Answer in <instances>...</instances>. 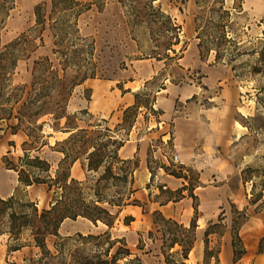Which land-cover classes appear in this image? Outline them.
<instances>
[{"label": "rangeland", "instance_id": "rangeland-1", "mask_svg": "<svg viewBox=\"0 0 264 264\" xmlns=\"http://www.w3.org/2000/svg\"><path fill=\"white\" fill-rule=\"evenodd\" d=\"M39 1L14 0L13 8L0 31L2 43L34 25V6ZM80 1L87 4V9L79 15L78 26L82 35L94 39L97 73L94 78L74 86L66 105V117L57 121L53 120L51 114H47L38 119V123L44 121L41 133L52 134L48 139L49 144L41 149L40 155L51 163L52 170L56 168L61 155L53 151L51 146H57L55 142L67 136V132L56 129L66 124L89 128H95V125L99 124L98 129L104 131L107 127L110 129L107 133L114 134L115 125L121 122L123 110L127 107L119 99L125 93L131 94L133 101L135 93H138L142 103L143 101L148 103L155 98L158 105H171L169 115L188 116L195 123V144L190 153L197 158L198 167L186 164L192 166L187 173L195 177L194 169L202 171L203 185L196 189L200 219L197 221L196 241L189 253L187 264H263L264 250L262 254H258L257 248L260 239L264 237V222L263 219L261 222L259 220L264 211H260L259 215L257 210L264 209L262 207L264 191L262 199L255 204L249 203L264 184V76L251 72L258 58V54L252 52L264 44V18L257 17L261 11L259 10L253 17V11L243 8V0L242 10L238 6L239 0ZM256 1L264 5V0ZM173 2L181 12L188 11L195 28L201 25L203 31L213 32L212 23L227 19L228 35L242 43L239 49L241 53L236 54L230 63L228 57H225L224 61L215 62L214 52L201 59L195 30L191 35H180L181 25L176 24L167 12L168 5ZM224 9L229 11V16L221 18L219 15ZM169 21L179 26V43L173 46L175 50L178 52L184 44L186 46L187 56L182 62H179L178 55L172 51H168L170 59L163 58L157 61L158 59L154 57L157 52L163 54L162 43L167 42L176 33V30L168 29L171 25ZM43 38L44 44H41L37 37L35 39L37 48L28 57L19 60L13 75L15 83L30 80L29 68L33 60L43 55L53 58L52 38L48 30L43 32ZM161 84L164 85V90H161ZM129 90L130 92H127ZM185 93H190V97H186ZM193 94L196 96L191 98ZM98 102H101V106L97 104ZM153 107L158 109L154 105ZM160 114L161 110L152 112L144 106L139 107V122H134L130 130L132 144L136 138L147 134L146 122L143 123L142 118L144 120L157 118ZM16 123L17 119L14 117L10 120H0V128ZM93 125L94 127H91ZM164 129L172 133V122L168 120ZM6 131V135L10 134L11 128ZM10 137L7 135L0 140V159L9 148L10 152L4 159L16 163L18 156L23 153L21 146L23 137L16 136L13 140L14 147H9L6 141L12 139ZM167 142L168 138L155 137L147 148L143 149L142 155H137L142 169L135 176L134 186L138 190L135 197L144 204V207L127 206L121 211L116 224L109 230L112 237H124L133 255L139 256L143 264H165L160 250V240L156 238L160 235L154 232L155 238H152L148 232L155 230L153 219L159 213L163 215L159 205L167 198V193L159 194V186L167 188L165 183L159 180L163 171L158 167L159 162L169 165L168 158H171L174 166L169 165L170 168L182 163L175 158L176 152ZM94 143H99V140ZM108 147L113 149L111 144ZM153 151L157 152L156 156ZM31 154H34V151H31ZM118 154L122 158L133 157L128 146ZM147 161L151 165L152 178ZM99 172L100 170L91 173L88 183L94 181ZM85 178L86 174L81 180ZM147 184L149 187H146ZM18 196L21 198L20 201L27 199L35 201L41 209L47 207L50 193L46 191V186L37 185L25 190L19 188ZM149 198L156 201L149 203L151 202ZM1 207L0 205V228L4 230L8 229L10 224L7 213L11 209L18 211L19 208L16 201L12 207L3 209ZM185 207L190 209L187 225L193 215L192 199L189 198ZM182 209L178 212H183ZM243 209L250 219V224L239 229L246 255L234 261L231 229L237 224L232 225V221L240 220L241 216L237 210ZM178 212L176 216L181 222L185 216L181 217L183 215L181 213L179 215ZM125 215L134 216V220L128 225L122 221ZM78 222L86 221L79 218ZM209 222H212L210 226ZM69 223L74 222L67 218L64 224L60 225L61 235H72L77 231L83 234H97L107 229L100 222L97 225L86 224L84 228L76 225L71 229L66 226ZM206 229L217 232L205 236ZM29 233L30 230L24 231L18 242L31 241ZM247 236L254 244L251 252L246 246ZM8 237L7 232L0 233V264H30L29 258L39 256V249L33 245L9 252V245H14L16 241L9 240ZM55 241V236L46 238L47 247L51 251L54 250ZM206 247L211 252L205 255ZM175 249L176 247L172 250Z\"/></svg>", "mask_w": 264, "mask_h": 264}, {"label": "trees", "instance_id": "trees-1", "mask_svg": "<svg viewBox=\"0 0 264 264\" xmlns=\"http://www.w3.org/2000/svg\"><path fill=\"white\" fill-rule=\"evenodd\" d=\"M13 3L14 0H0V31L13 8ZM241 3L242 0H239L240 10H242ZM85 9L87 4L80 0H40L34 6L33 26L5 43L0 39V120H10L13 117L17 119L15 125L0 128V138L6 134L8 128H11L13 134L22 131L26 135V139L21 144L23 153L18 156L16 163L4 159L6 154L3 157L4 166L17 173L18 183L11 195L0 197L1 209L12 207L16 201L19 210L11 209L7 213L10 224L8 229L0 228V233L7 232L8 239L16 241L14 245H9V252L30 245L39 249L37 258L28 259L30 264H143L139 256L133 255L125 238L112 237L109 230L116 224L125 207L129 205L144 207V204L135 197L137 188L134 183L135 173L139 167L138 156L134 154L132 158H122L118 151L129 139L139 107L144 106L152 112L160 110L153 107L155 98L148 103L145 101L142 103L138 93H135L134 103L123 110L122 120L115 125L114 134H108L110 129L107 127L101 131L98 129L99 124H96L95 128L77 124L56 127L68 134L62 140L55 142L57 146H51L53 151L62 154L54 170L51 163L40 155L41 149L49 144L48 139L51 134L41 133L44 121L38 123V119L47 114H51L53 120L57 121L66 117V105L74 86L94 78L97 73L94 39L82 35L78 26V17ZM214 11L217 12L218 9ZM219 16L221 18L229 16V11L224 9ZM227 22V19H222L215 24L212 23L213 32L203 31L201 25L196 26L195 37L198 39L197 47L201 59L207 58L211 52H214L215 62L224 61L225 57H228L230 63L236 54L241 53L239 49L242 43L228 35ZM169 23L173 26L169 25L168 29H174L176 33L167 42L162 43L163 54L157 52L154 55L158 60L170 59L168 51L180 57L186 49L185 44L178 52L173 47L179 43V26L171 21ZM45 30H48L52 38L53 58L43 55L33 60L29 68L30 80L15 83L13 75L19 60L28 57L37 48L35 42L37 37L41 44H44ZM253 53H257L258 58L251 72L264 76V44ZM160 87L164 88V85L161 84ZM202 87L206 86L202 85ZM195 96L193 94L191 98ZM170 134L167 143L173 146V136L172 133ZM98 140L99 143L95 144L94 142ZM34 143L39 144L33 145ZM9 144L14 146L13 141H9ZM109 144L113 145V149H109ZM31 151H34V154H31ZM76 160H80L85 171L84 180L76 179L70 174L71 166ZM168 161L170 166H174L171 158H168ZM169 165L159 162L158 167L168 174L181 178L183 182L174 190L159 186V194L167 193V198L160 204L178 201L184 197L190 198L193 215L186 225L159 213L153 219L155 230H149L148 233L152 238H155L154 232L160 235L156 238L160 240V250L165 264H187L189 253L196 241L199 215L198 196L194 190L202 186L203 182L196 169H194L195 177L187 173L192 166L179 163L174 168H170ZM101 167H103L102 171ZM147 168L152 178L153 172L149 161ZM99 170L96 179L88 183L89 175ZM37 185L46 186V191L50 193L47 207L41 209L35 201L30 199L20 201L21 198L18 196L19 188L25 190L28 186ZM146 187H149V184ZM263 191L264 184L249 203L255 204L262 199ZM149 200L156 201L150 198ZM262 203L264 207V201ZM257 211L264 209L258 208ZM237 212L241 218L238 222L232 221V225L234 223L237 225L231 229L234 261L240 259L246 252L241 244L239 229L249 218L246 210H237ZM79 216L89 219L94 225L101 222L107 229L97 234H83L77 231L72 235L63 236L59 233V227L65 219L75 220ZM133 220L132 215H125L122 219L126 225ZM211 224L212 222H209V226ZM26 230H30L31 241L19 243L22 233ZM213 232L217 231L206 229L204 235L208 236ZM51 235L56 237L53 251L46 244V238ZM174 247L176 249L172 250ZM263 250L264 237L259 241L257 253H262ZM210 252L206 247L205 255Z\"/></svg>", "mask_w": 264, "mask_h": 264}, {"label": "crops", "instance_id": "crops-1", "mask_svg": "<svg viewBox=\"0 0 264 264\" xmlns=\"http://www.w3.org/2000/svg\"><path fill=\"white\" fill-rule=\"evenodd\" d=\"M243 8L244 9L249 8V10L253 11L254 12L253 17L256 16L258 14L257 12L260 10L261 13L258 14L257 17L264 18V5H261V3L259 1L243 0ZM167 12L172 16V18L174 19L176 24L181 25V31L182 32L180 35H182V36H186L189 34L191 35L194 32L195 23L193 22V18L191 16V14L187 13L188 11L187 12L186 11L181 12L180 9L178 8V6H176V3L173 2V3L168 5ZM186 56L187 55H186V50H185L182 53V55L180 57H178L177 59L179 60V62H182V60L186 59ZM157 61H160V60H157ZM162 89L164 90V88H161V90ZM156 91H158V90H156ZM127 92H130V90ZM119 99L125 103V106L132 105L135 101V98L133 101V96L129 93L123 94L122 96L119 97ZM97 104H99L101 106V102L100 103L98 102ZM154 106L161 110V114L157 118H150L147 120H144V118H142V122L143 123L146 122V133L147 134L144 136H139L138 138H136L135 143L132 144V142L130 140V135L132 132H130L129 139L119 149L118 153L125 146H128L130 149V152H131V154H133V156H134V154L141 156L143 149L147 148L149 143L152 142L153 138L158 137L159 139H167V138L169 139L171 134L169 131L164 129L167 121L169 120L172 122V136H173L172 142H173L174 150L176 152L175 158L184 164L189 163V164H192L195 168L198 167L197 166V158L195 157V155L190 153V150L193 149L194 144H195L194 143V136H195L194 125H195V123L192 120V118H190L188 116H183V115H173V116L169 115L168 111H169L171 105L170 106L169 105H158L157 103H154ZM138 118H139V116H137V118H136L137 121H135L137 123L139 122ZM7 135L11 136L10 138H12V139H8L6 141V145L9 147H12L9 144V141H13L16 136H21V138L23 137L21 139V142L26 139V135L22 131H18L14 134L10 133ZM7 135L4 134L3 137L0 138V140L4 139ZM51 136H52V134L49 135V138ZM14 144H15V142H14ZM8 149H7V153L10 152V150H8ZM55 152H57V151H55ZM7 153H5V154H7ZM57 153H60V152H57ZM153 153H154V156L157 155L156 151H153ZM5 154H3L2 157ZM60 155L62 156L61 153H60ZM2 157L0 159V197L5 198L14 192V189L17 186L18 181H17V173L15 172V175H14V173H12L14 170L6 168L4 166ZM140 169H142V166L140 165V159H139V167H138L136 173L139 172ZM136 173H135V176H136ZM199 173H200V179L202 181V178H201L202 171H199ZM70 174L72 177L79 179V180H81L83 177H85V171L82 168L79 160H76L73 163V165L71 166ZM150 177H151V175H150ZM159 180L161 182L165 183V186L167 188H170L172 190L179 188L183 182V180L181 178H177L171 174H168V173L164 172V170L162 171L161 175L159 176ZM30 187H32V186H28L27 188H30ZM199 187H201V186H199ZM196 189L194 190L195 193H196ZM137 192H138V190L135 192V194H137ZM188 200H189V198L184 197L178 201H169L165 204H162V205L160 204L159 209L163 212V215H165L166 217H171V218L177 219V216H176L177 212L180 209H182L184 206V209H182L183 212H178V213H179V215H180V213H181V215H183L181 217L185 216V219H181L182 220L181 222L186 224L188 216H189V212H190V209L188 207H185L186 202ZM152 202H154V201H151L149 203H152ZM259 215H260V212H259ZM198 219H200V214L198 215ZM198 219H197V221H198ZM261 219H263V222H264V215H261V218H259L260 222H261ZM177 220H179V219H177ZM249 221H250V219L248 218V220L245 221L241 225L240 229H242L247 224H250ZM262 253H260V254H262ZM244 255H246V252Z\"/></svg>", "mask_w": 264, "mask_h": 264}, {"label": "bare ground", "instance_id": "bare-ground-1", "mask_svg": "<svg viewBox=\"0 0 264 264\" xmlns=\"http://www.w3.org/2000/svg\"><path fill=\"white\" fill-rule=\"evenodd\" d=\"M190 93H185V96L186 97H190ZM12 173H14V175H15V171H13ZM84 219V221H86V222H78L77 223V220L78 219ZM66 220V219H65ZM64 220V221H65ZM70 220H72L74 223L73 224H71V223H69V224H67L66 226L67 227H69L70 229L71 228H74L76 225L77 226H79V227H81V228H84L85 226H86V224H93L89 219H87V218H85V217H81V216H79V217H77L76 218V220H73V219H70ZM64 221L61 223V225H63L64 224ZM101 223V222H100ZM102 225H104L103 223H101ZM246 246H247V248H248V250H249V252H251L253 249H254V244L252 243V239H250V238H248V236H247V239H246ZM221 258H222V256H221ZM188 260V259H187ZM263 264H264V258H263Z\"/></svg>", "mask_w": 264, "mask_h": 264}]
</instances>
